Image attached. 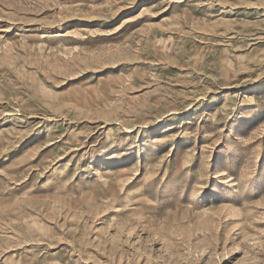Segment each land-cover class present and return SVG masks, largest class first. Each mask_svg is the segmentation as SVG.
<instances>
[{"label":"rangeland","instance_id":"374dc122","mask_svg":"<svg viewBox=\"0 0 264 264\" xmlns=\"http://www.w3.org/2000/svg\"><path fill=\"white\" fill-rule=\"evenodd\" d=\"M0 264H264V0H0Z\"/></svg>","mask_w":264,"mask_h":264}]
</instances>
